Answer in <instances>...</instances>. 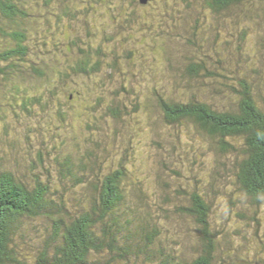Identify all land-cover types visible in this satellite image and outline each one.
Instances as JSON below:
<instances>
[{"label": "trees", "instance_id": "trees-1", "mask_svg": "<svg viewBox=\"0 0 264 264\" xmlns=\"http://www.w3.org/2000/svg\"><path fill=\"white\" fill-rule=\"evenodd\" d=\"M111 1L85 0L84 10H73L70 0H0L1 121L7 115L18 121L16 105L32 114L35 107L47 112L52 103L64 132L72 129L69 115L88 114L101 124L107 116L115 122L104 124L113 137L89 140L83 146L72 136L74 145L62 140L49 148L42 135L35 141L36 155L31 151L22 168L29 174L18 176L0 166V264H236L233 238H225L227 228L213 211L214 177L206 184L196 177L189 204L165 209L162 204L171 199L168 186H161L156 200L147 201L142 188L146 177L143 181L140 172L129 175L126 163L132 160L126 154L116 157L113 142L121 131L118 124L124 120L125 105L133 97L132 80L143 77L148 67V80H158L143 54L138 58L136 49L128 47L133 40L125 35L134 28L160 34L149 48L153 58L163 53L160 80L167 86L184 83L196 91L176 93L149 86V94L156 96L170 127L184 126L191 136H205L210 149L232 161L231 169L225 164L223 168L233 176L234 191L252 202L248 210L255 209L252 218L245 216L247 212L235 218L240 227L255 222L258 229V209L264 204V95L257 86L254 93V80L249 78L251 72L258 77L259 71L252 68L251 57L246 59L250 28L243 23L264 16V9H258L264 0H151L145 5L131 0L132 6L149 10L145 16L135 9L122 11L126 0H116V11L111 12ZM94 5H105L109 24L89 23L88 17L105 12ZM156 6L161 12H150ZM122 14L128 18L122 19ZM78 15L86 19L81 22L84 40L77 34L67 41H71L67 49L69 44L57 38L66 25L71 28L80 20ZM118 43L124 47L123 57L138 58V66L133 63L122 71L117 55L110 60L108 48ZM174 50L179 51L177 58ZM73 53L76 60L58 59L62 54L72 59ZM135 68L139 75L132 71ZM114 73L121 80H114ZM74 77L87 80L80 84ZM112 82L125 97L120 98L119 90L109 95ZM40 83L47 86L45 94L37 92ZM63 95L69 104L81 97V111L74 105L63 110ZM6 125L0 124V159L11 153L9 161L20 167L24 160L18 161ZM52 130L49 137L60 140L57 127ZM196 173L193 170V176ZM179 196L176 191L174 198ZM229 206L237 207L231 201ZM181 216L196 225L197 234L195 245L185 244V250L178 251L182 243L173 237L167 220L178 223ZM240 227L233 228L235 236L241 235ZM256 264H264V258Z\"/></svg>", "mask_w": 264, "mask_h": 264}, {"label": "rangeland", "instance_id": "rangeland-1", "mask_svg": "<svg viewBox=\"0 0 264 264\" xmlns=\"http://www.w3.org/2000/svg\"><path fill=\"white\" fill-rule=\"evenodd\" d=\"M70 1L71 5H74L73 10H84L86 7L85 0ZM130 1L131 0H126L128 7L124 6L122 11L128 13L135 9L143 16L149 15L148 9L145 10L137 4L132 6ZM116 4V0L111 1V4L109 5L112 9L111 12L116 11ZM95 6L96 5H94V7ZM96 9L98 11L104 10L105 12H98V16L95 15V17H88L89 23L92 26L95 24L100 25L103 21H105L106 24H109V21L106 18L109 12L105 5L103 7L97 5ZM258 9L263 11L264 4L258 5ZM150 12H161V10L156 6L155 9L150 10ZM257 12L258 11L254 13ZM170 13H172V11H170ZM121 17L122 19L128 18L127 14H122ZM117 18L119 19L118 16ZM79 19L81 21L76 20L75 22H72L71 28L66 25L63 35L57 38L64 42V44L65 42L69 44L66 45L67 49H70L71 45V41H67L69 39L74 40L77 34H80L82 37L81 39L84 40V27L81 22L86 19L82 15L79 16ZM144 20H148V18H145ZM155 24L157 25L158 22L154 21V25ZM245 24L250 28L249 39L246 42V48L248 51L246 59L251 57L254 63L252 68L259 71L258 77L251 72L249 78L254 80V93L256 91L258 92V88L259 92L264 95V59L261 60L262 63L258 62L259 58H264V16L260 20L256 18L252 21H244L243 25ZM159 35L160 34H148L146 32L143 34L142 31L135 28L129 35H125L126 38L133 40L132 42L129 41L130 44H128V47L130 49H136L135 54L138 53V58L139 54H143V58L147 59V61L152 64L154 73L158 75V80H155V82H153V80H148L149 67L146 69L145 73L141 75L143 77L132 80L133 84L130 88H132L133 97L130 102H127L125 105L126 110L124 113L126 114L124 120L118 124L121 131H119V136L117 137L116 142H113V151L116 152V157L126 154L128 158L132 160L131 162L128 161L126 163L131 177H134L133 175H136L137 172H140L139 179L143 180L142 178L146 177V182L143 180L145 186H142V188L147 194V201L156 200V196L161 194V186H168L167 194L171 199H169L170 201L168 203L162 204V207L165 209L172 208L174 204L185 206L189 204V196L193 193L192 188L197 186L194 184V180L197 179L196 177L201 178L204 184H206L211 177H214L217 182L214 186L216 198L213 200V211L217 216L216 220L222 225V227L227 228L229 235H226L225 238H233V247L237 248L238 254L236 264L259 263V261L264 258V204L258 209L260 210L257 215V221L260 222L258 229L255 222H253L251 226L245 225L240 227V225H238L240 222L235 218V214L247 212L245 216L252 218L255 209L250 208V210H248L247 208L252 205V202L242 198L234 191L235 188L232 186L234 183L233 176L228 170L223 168V165L225 164L227 168L231 169L232 161L226 158V156L218 154L213 146V150L210 149L205 136L202 137L198 134L191 136L188 131L189 129L184 126L180 127V129L170 127L163 119L162 111L157 106V102L154 99L156 96H153L148 92L149 86L163 88L160 91L166 89L169 91H175L176 93L181 91H196L195 88L193 89L184 83L178 86H173L172 84L167 86L160 80L163 71V60L161 55L163 53H160L159 57L153 58L149 51V48ZM146 43L148 44L146 45ZM61 49H64L65 51V46H62ZM108 51H110L107 52L110 60L112 59L111 56L117 55L122 71H128L129 65L133 66V63L136 66L139 65L138 58L126 59L123 57L125 54L124 47L121 46L120 43L113 44L108 48ZM114 51H116L117 54ZM178 52L179 51L173 52V55L176 56V58ZM71 56L72 59L68 58L67 55L62 54L58 55V59L67 62L68 60L75 59L77 54L73 53ZM74 63L75 62L72 61L71 65H74ZM132 71L136 73V75H139L136 68ZM113 77L115 78L114 80H121V76L117 73H114ZM86 78L87 77H74L73 80H76L81 84V79L87 80ZM93 78L94 76L90 79ZM126 80L130 79L127 78ZM152 82L153 84H151ZM36 87L38 88V94H45L47 91V86L43 83L38 84ZM107 88L109 89L110 96L112 95V92L119 90L120 98L121 96L125 97V94L118 83L112 82ZM40 90L41 92L39 93ZM59 92H61V90H59ZM157 92L159 91L157 90ZM79 98H76L75 101L69 104V101L65 96H61L63 110L67 111V108L74 105L78 106L79 109L77 111H81V102ZM136 99H138V101H136ZM134 103L138 104L137 107L133 105ZM148 104L150 105L149 107ZM14 111L19 115L17 122L7 115V118L4 120L1 121L0 119V124L3 122L7 123L6 134L12 137L15 141L13 150L18 156V161H24L19 163L20 167H18L16 162L9 161L11 153L8 156L4 154L1 156L0 166L8 169L10 172H15L18 176L24 174V172L29 174V171L22 168L27 165V159L29 158V153L31 151L33 155H36L39 142L35 143V141L40 139L42 135L44 136V140L48 142L49 148H51V145L53 146V144L59 146L58 144L62 140H64L68 146L74 145V142L83 146L86 145L89 140H105L107 135L113 137V134H107V132L104 131L105 122L108 126L115 124V122L107 116L104 117V123L101 124L97 118H90L87 116L88 114H84L83 116L69 115V122L72 125V129L66 128L67 131L64 132L63 127L59 124V120L56 118L52 103L48 111L46 112L45 110L44 113L35 107L31 110L32 114H26L18 105L14 107ZM55 127H57L55 132L60 134V140L49 137L50 135L52 136V129ZM72 136L76 138H74L76 141H71ZM111 142L107 141L108 144ZM68 146H66V148L69 150ZM2 147L4 150V147L6 146L3 144ZM193 170L197 172L195 176H193ZM127 180L126 183L129 184L128 182L131 181L129 179ZM129 185L125 186L128 191L131 188ZM203 188L206 187L203 186ZM176 191H178L180 195L179 200L174 198ZM229 201L233 202L237 207L229 206ZM167 221L169 222L168 225L170 230L173 232V237L182 243L181 246H177L178 251H182L185 244L188 246L196 244L195 235L197 232L195 230L197 227L189 218L181 216L178 223H173L170 220ZM236 227L241 228L240 236L234 235L233 228Z\"/></svg>", "mask_w": 264, "mask_h": 264}, {"label": "water", "instance_id": "water-1", "mask_svg": "<svg viewBox=\"0 0 264 264\" xmlns=\"http://www.w3.org/2000/svg\"><path fill=\"white\" fill-rule=\"evenodd\" d=\"M149 1H151V0H139V2L143 5L147 4Z\"/></svg>", "mask_w": 264, "mask_h": 264}]
</instances>
